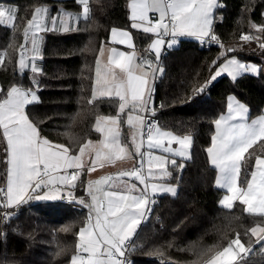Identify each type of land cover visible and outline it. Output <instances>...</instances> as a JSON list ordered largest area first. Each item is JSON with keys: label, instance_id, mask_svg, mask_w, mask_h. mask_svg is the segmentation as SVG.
I'll use <instances>...</instances> for the list:
<instances>
[{"label": "trees", "instance_id": "trees-1", "mask_svg": "<svg viewBox=\"0 0 264 264\" xmlns=\"http://www.w3.org/2000/svg\"><path fill=\"white\" fill-rule=\"evenodd\" d=\"M128 2L89 0L87 20L80 19L68 31H46L35 82L33 72L19 67L25 29L35 9L47 4L53 14L59 8L81 12L82 5L78 0H0V8L11 5L16 10L11 26L0 24V53L4 54L0 56V100L13 86L35 89L38 99L26 106L27 116L42 136L69 147L71 154H77L89 139L100 138L95 130L98 117L115 116L119 109L117 98L92 99L99 52L111 30L130 29L144 56L154 60L148 54L154 35L132 27ZM219 5L214 12V33L220 44L235 49L227 56L237 55L264 69V31L257 27L264 26V0H219ZM220 44L180 37L179 44L166 49L160 58L163 73L155 80L154 113L161 128L192 137L191 157L177 160L182 169L169 165V181L177 185V195L152 197L155 203L127 250L132 264H206L237 236L250 249L249 257L241 259L264 264V240L257 243L259 235L250 231L257 225L264 227V216L249 214L239 200L231 209L221 206L225 190L216 185L217 171L207 153L215 121L225 112L229 95L248 106L251 118L264 114V71L244 73L235 80L222 75L197 92L215 71L213 62L226 58L220 54ZM6 147L0 128V189L5 188L7 178ZM249 153L252 158L246 154L239 176L242 187L250 181L256 156H264V141ZM25 201L13 209L15 213L0 209V264H71L78 251L79 231L88 221L86 207L67 204L66 198ZM5 212L11 214L8 219H4Z\"/></svg>", "mask_w": 264, "mask_h": 264}, {"label": "snow or ice", "instance_id": "snow-or-ice-1", "mask_svg": "<svg viewBox=\"0 0 264 264\" xmlns=\"http://www.w3.org/2000/svg\"><path fill=\"white\" fill-rule=\"evenodd\" d=\"M82 5V18H89L90 8L89 0H78ZM220 7L217 0H131V20L132 27L142 30L144 33L154 34L157 38L149 46V50L154 52L157 59L160 50L165 46L164 36H171L172 39L167 41V47L171 48L176 44V37L187 35L196 37L202 42H214L220 44L219 38L214 33V9ZM15 9L0 8V24L9 26L15 20ZM157 13L155 20L150 18L149 13ZM48 10L46 8H36L31 20L28 21V28L25 29V38L27 39L29 29L33 35V51H35V32L39 30H49L46 24L41 21L47 20ZM68 19H72L71 13H65ZM80 17H77L79 19ZM52 29L56 28V18L51 19ZM64 31H68L67 21H61ZM259 31H264V26H257ZM117 30H112L115 37ZM120 35L129 41V47H132L129 33L120 32ZM242 39L248 40L249 36H243ZM121 43L124 40L120 41ZM220 47H223L220 44ZM264 47V44H261ZM235 51V49H227ZM115 52V50H113ZM0 53V56H3ZM103 55V52H101ZM135 53H119V58L114 59L112 63L120 72L124 74L119 81L115 80L110 85L109 81H103L104 88L101 96L114 95L118 97L119 113H124L126 107L131 111L127 116V124L135 128L139 134L132 135V144L135 154L140 156V167L133 168L129 171L120 172L118 177H129L139 181L144 185V189L149 187L147 181L149 178H155L153 172V162L159 172L171 175L167 172L166 166L171 163L179 169L183 165L177 166L176 160H168L163 156H153L151 149L164 147V151L173 152L174 155L185 157L189 153L191 138L177 137L172 133L162 131L153 124H148L145 128V120L142 113L152 112V91L150 87L148 72L136 74L137 69L145 65L152 70V79H155L156 73H163V68L152 69V62L143 61V64H134ZM33 64L31 71L36 72L35 57H32ZM3 61L0 60V63ZM21 70L28 67L25 63L24 54L19 59ZM215 71L210 76L209 81L197 89L202 92L211 81H214L223 74L230 75L233 80L243 72H259L264 69L256 65H246L236 59H227L223 63L213 62ZM99 77V68H97ZM98 82H100L98 80ZM0 91H3L0 89ZM147 93V98H145ZM95 93L93 99H96ZM37 100L35 93L31 89H24L20 86L11 87L5 94V98L0 100V128L3 129V137L6 140L7 147V188L0 189L5 193V202L0 205V209L12 208L21 202H26L25 197L31 189L33 193L45 188H54L56 185H70L75 187L74 182L78 180L79 174L83 171L85 163L82 157L85 155V149L92 146L91 151L95 152L92 164L89 166L90 171H95L97 164L104 166L103 162L114 163L116 160L131 158V152L127 145H121L119 140V114L116 117H98L95 130L104 135V140L99 142V146L89 140L79 148L78 154H70L69 147L63 144H53L46 137H42L37 126L29 120L25 113L26 105ZM234 102V103H233ZM229 112L227 117L221 116L215 121L216 135L212 138V144L207 149L212 165L219 171L217 186L223 188L229 193L221 201V206L227 209L233 207V203L239 200L246 205L245 211L253 215L264 216V156L257 155L253 165V171L250 173V181L246 189L237 185L238 177L242 166L247 159L252 158L249 149L255 144L264 141V116L259 117L250 123H229L233 120L246 121L248 109L234 97L229 98ZM134 112L141 113L133 115ZM135 121V122H134ZM102 122H110L108 126L101 127ZM167 137V143L173 142L180 146L179 150H173L164 146V138ZM147 143L148 152H142L141 149ZM147 156L148 172L143 174V157ZM190 158V156H189ZM68 169H75L68 173ZM63 173V174H61ZM112 177H102L96 181H90L87 185L88 194L91 196V204H86L83 199L78 202L90 208L95 213V223H92V216L88 218V223L79 231V251L86 253V256L74 255L71 264H125L121 259L125 256L126 246L135 234L137 226L150 210V205L155 203L151 200L146 191L137 189L136 185H131L126 192L121 191H104L99 187L101 184H107ZM96 185L95 191L93 186ZM103 193L101 199L96 193ZM138 192L139 194H133ZM165 192L175 197L177 187L173 185L151 184V194ZM71 196V193H69ZM47 194H34L28 196V199H48ZM73 199H75L73 197ZM10 213H4V219L10 217ZM253 236L258 233H264V227L257 225L251 230ZM264 240V235L257 239V243ZM238 246V251H245L244 245L241 244L239 236L232 240L229 245L222 250L212 254L206 264H233L237 252L233 247ZM250 250V249H249ZM243 258V257H242Z\"/></svg>", "mask_w": 264, "mask_h": 264}, {"label": "crops", "instance_id": "crops-1", "mask_svg": "<svg viewBox=\"0 0 264 264\" xmlns=\"http://www.w3.org/2000/svg\"><path fill=\"white\" fill-rule=\"evenodd\" d=\"M130 4H131V0H129V2H128V10H130ZM3 8L15 9V7L14 6H11V5L9 7L8 6H4ZM37 8H46L48 10L47 20L41 21V23L46 24L47 28L49 29L47 31H50L52 29L51 19L53 17L56 18V28L55 29H57V30H63L62 25H61V21H67V24H68V27H69V30H70V28L76 27V25L78 24V21L80 19H83L82 18V15H81L82 14V10H81V12H75V11H71V10L69 11V10H66V9H63V8H59L57 11H55V14H53L52 12H50V7L47 4L40 5ZM65 13H71L73 18L72 19H68L67 16L64 15ZM149 16H150V18H152L153 20H155L157 18L158 14L157 13H154V12H150L149 13ZM77 17H80V18L77 19ZM130 17H131V10H130ZM132 23H133V21H132ZM113 29H116L117 30V34H116L115 37H113V35H112V30ZM113 29L110 32L109 41L106 42V43H104L102 45V47L100 49V52H99V59H98L97 66H96V76H95V81H94L95 87H94V90H93V94L95 93V95L97 97L96 99H99V98H102V97H113V98H117L118 99V97H116L114 95V92H113V94L111 96H108V95L101 96L100 93H101V91L104 88L103 81L105 79H107L109 81V84L111 85L112 82H113V76H115V80L116 81L121 80L123 78V76H124V74L120 72L119 68H116L115 67V64L112 63V61L114 59H118L119 58V53H125V54L135 53L134 64H143V61L148 60L147 57L144 56V54H145L144 51H142L140 49V47L138 46V44L136 42V39H134L133 33H132V31L130 29H126V28H122V27H115ZM45 32H46L45 30H39V29L36 30V32H35V41H36L35 42V51H33V44H32L33 35H32V30L31 29H29L28 37H27V39L25 38V41H24L25 44L23 46L24 49H23V52L22 53L24 54L25 63L28 65V67L24 68L23 70L29 69L31 71V67H32V64H33L32 57L34 56L35 57V60H34L35 67L38 69V71H36V72L31 71V72H33L32 74H33V79H34L35 82L38 81V76H39V73H40V66H41V59H42L41 56H42V50H43V45H44V42L43 41H44V33ZM120 32H126V33H129L130 34V37H131V41L130 42L132 44V47H129V41L126 40L124 37H122L120 35ZM180 37L196 38V37L187 36V35L178 36V38L176 39V41H177L176 44L173 45L171 47V49L174 48V47H176L179 44V38ZM156 38L157 37L154 35L153 38H152L153 40L148 44V51H149L148 54L154 59L152 61L149 60L151 62L160 61V58H161L163 52L166 49H170L169 47H167V41H169V40L172 39V38H168L167 36H164L163 37V39L165 40L166 43H165V46H163L161 48L160 54H159V58L157 59L155 53L149 50V46L153 43V41ZM121 40H124V42L121 43L120 42ZM113 50H115V52H113ZM101 52H103V55H101ZM97 68H99V77L97 76ZM152 69H156L154 67V65H152ZM144 71L148 72V76L146 78L149 79L150 87L153 89V91H152V101H154L153 100L154 99L153 98V93H154V88H155V80L158 77L159 72L156 73L155 79L153 80L151 78L152 77V70L149 69L145 65L143 68L137 69L136 74H141V72H144ZM98 80L100 82H98ZM22 88H24V87H22ZM24 89H26V88H24ZM229 96L230 97H234L235 98V101H239L241 104H243L248 109V111L246 113V116H247V120L246 121L233 120V121H230L229 123H244V122L250 123L251 121L258 119L259 117L264 116V114H260V115H257L255 117H252L251 118L250 117V110H249L248 106L244 102H242L237 96H233V95H229ZM145 98H147V93H146ZM92 99H93V95H92ZM119 104H120V101H119ZM228 105H229V99H228V103H227L226 110H225V112L223 114H221V116L227 117L228 115H230ZM130 111H131L130 107H126V110H125L124 113H119V109H118L117 115L119 114V140H120V144L121 145H127L128 149L131 152H133V156L131 158H125L123 160H116L114 163H108L106 161L103 162L104 163V166H106L107 164H109L111 166H115L111 170H109V168H108V169L100 170L99 172L90 171L89 170V166L92 164V161H93V159L95 157V152L94 151H91L92 146L90 145L89 148H86L85 149V155L82 157V160L85 163V167H84L83 171L80 172L78 180H76L74 182L75 187H71L70 185H56L54 188H45L44 190L46 192L47 191H50V193H49L50 196H60L61 195V198L70 199L73 202H76V203L80 204L78 201H76V200H79L77 197L84 198V199H86L85 201H89V195H88V193H86L84 191L85 190L84 189V184H86V181L87 180L93 179V178H99V179H101L102 177H112V179L109 180L107 182V184H102L103 188H105L104 191H121V192H126L128 190V188L131 185L134 184V185H136L137 189H141V190L146 191V193L149 195L150 199L152 197L156 196V195L165 193V192H159V193H157L155 195H152L151 194V184H153V183H155L157 185H173L174 184V183H172V182L169 181V179L171 178L172 172H171V175L170 176H168L166 174L160 173L159 172V169L155 165V162H153V165H152L153 172L155 174V178H149L148 179L147 183H148L149 187L147 189H144V185H141L134 178L118 177L117 176V174L120 173V172H124V171L131 170L132 169L131 166L133 168H136L137 167V164H140V161L142 159L140 156H138V155L135 154V150L133 148L132 139H131L132 138V135L134 133H136L137 134V141H139V139H140L139 134L137 133V130L135 128L130 127L127 124V122H126L127 121V116H128V114H129ZM25 113H26V107H25ZM140 114L141 113H139V112H134L133 113L134 116L135 115H140ZM26 115H27V113H26ZM117 115H115V116H105V115H102V117H116ZM142 115L144 116L145 113H142ZM28 118H29L30 121H32L29 116H28ZM108 124H110V122H107V123L102 122L101 123V127L102 128L103 127H106V126H108ZM159 129L162 130V131H166V132L172 133L173 135H175L177 137H186V136L187 137H190L191 138V141H192V137L190 135H181V134H178V133L176 134L172 130L166 129V128H163V127L162 128L160 127ZM1 130L3 132V129L2 128H1ZM216 131L217 130H215V133H214L213 137L216 135ZM41 136H42V134H41ZM42 137H44V136H42ZM89 140L93 141L95 144H97V146H99V142L104 140V135L102 133H100V138H98V139H89ZM167 140H168V138L165 137L164 138V141H165L164 146H166L168 148H171L173 150H179L180 149V146L177 143L173 142L171 144H168L167 143ZM53 144H56V143H53ZM58 144H60V143H58ZM6 146H7V144H6ZM144 147H147L146 140H145V146ZM191 148H192V142H191V145H190L189 153L185 157L176 156V155H174L173 152H166V151H164V147L163 146L161 148H158V149L157 148L151 149L150 151L152 152L153 156H163V157H166L169 161L172 160V159H175L176 162H177V160H179V159H182V160L183 159H186V160L189 159ZM142 149H141V151H142ZM148 151H149V149H148ZM73 155H75V154L73 153ZM146 160H148V159H146ZM125 163H128L127 164V167H125L123 165ZM129 163H131L130 167H129ZM143 164L145 166V173L147 175L148 167L149 166H148L147 161L144 160V158H143ZM170 164L171 163H169L166 166L167 172H170V170H169V165ZM103 167H100L99 164H97L96 169H101ZM73 171H76V170L75 169H68L67 170L68 173H71ZM216 171H217V176H216L215 182L219 178V171H218L217 168H216ZM61 174H63V173H61ZM6 176H7V171H6ZM239 176H240V174H239ZM7 179H8V177L6 178V183H5V188H4L5 190L7 188ZM77 185H80V186H77ZM216 185H217V183H216ZM237 185L239 187H242L239 184V177H238ZM176 187H177V185H176ZM242 188H245L246 189V187H242ZM82 189H83V191H82ZM221 189L223 190V188H221ZM68 190L72 191L73 194L75 193V195H76L75 199L76 200L73 199L71 196H66L67 193H68L67 192ZM39 192H41V190ZM177 192H178V187H177ZM133 194H139V193L134 192ZM228 194L229 193H227V191L225 190V192L223 193V196L220 198V204H221V201L224 198V196L225 195H228ZM30 195H34V194H30V190H29L28 196H30ZM28 196L25 197V200H28ZM52 200H54V199H52ZM237 201H235L233 203V205ZM16 206H13L10 209H15ZM84 207H85V205L83 206V208ZM85 209L88 210L89 215H90V210L91 209L90 210L88 208H85ZM148 214H149V211L146 213V215L144 216V218L141 220V222L137 226L136 230L147 219ZM135 234H136V231H135ZM135 234L132 237H134ZM262 234H264V233H258L259 236L262 235ZM75 255L86 256L87 254L86 253H83L82 251H79L78 250Z\"/></svg>", "mask_w": 264, "mask_h": 264}, {"label": "rangeland", "instance_id": "rangeland-1", "mask_svg": "<svg viewBox=\"0 0 264 264\" xmlns=\"http://www.w3.org/2000/svg\"><path fill=\"white\" fill-rule=\"evenodd\" d=\"M217 3L219 4V0H217ZM217 9V8H216ZM216 9H214V12H215V10ZM214 14V13H213ZM178 38V36L176 37V39ZM264 48V47H263ZM227 49H229L227 46H225V45H223V47H221V49H220V54L222 55V56H225L224 55V53H225V51L227 50ZM228 53L229 52H227V55H228ZM226 55V58L221 62V63H223L225 60H227V59H236V60H238V61H240L241 63H244V64H246V65H256L258 68H260V66L256 63V62H254V61H249V62H247V61H243V60H241L237 55H234V56H227ZM152 65H154V67L157 69V68H162L160 65H159V61H154V62H152ZM261 69V68H260ZM244 73H253V72H243V73H240L238 76H240V75H242V74H244ZM260 73V71L259 72H256V73H253V74H259ZM160 74V73H159ZM223 75H228V74H223ZM222 76V75H221ZM228 76H230V75H228ZM237 76V77H238ZM231 77V76H230ZM218 78H220V77H218ZM232 78V77H231ZM233 79V78H232ZM34 93H35V95H36V97H37V99H38V94H37V91L35 90V89H33L32 90ZM144 149V148H143ZM143 149H142V151H143ZM148 159V158H147ZM147 161V160H146ZM146 163V162H145ZM127 164L128 163H125V164H123L125 167H127ZM130 165H131V163H129V167H130ZM138 165V164H137ZM113 167H115V166H111V165H109V164H107L106 166H104L103 168H101V169H96L95 170V172H99L100 170H103V169H108L109 168V170H111ZM131 168L133 169V167L131 166ZM108 170V171H109ZM171 173V172H170ZM96 180H99V178H93V179H89V180H87L86 181V184H84V191L86 192V193H88V191H87V185H88V183L90 182V181H96ZM83 182V181H82ZM139 182V181H138ZM82 184V183H81ZM174 185V184H173ZM77 186H80V185H77ZM174 186H176V185H174ZM97 186L96 185H94L93 186V191H95V188H96ZM99 187L101 188V189H105V188H103V186H102V184L101 185H99ZM40 190H38L36 193H33V194H39V195H44V194H47V196L48 197H50V198H48V199H31V200H34V201H45V200H52V199H54V200H57V199H60L61 198V195L60 196H50V191H45L44 189H41V192H39ZM82 191H83V189H82ZM39 192V193H38ZM68 193H67V195L66 196H69V193H71L72 195H71V197L73 198H75L76 197V195H75V193L73 194V192L72 191H70V190H68L67 191ZM136 193H138V192H136ZM30 194H32V190L30 189ZM101 199H103V193L102 192H100V193H96ZM89 195V194H88ZM30 196H32V195H30ZM60 197V198H59ZM79 200L80 199H83L84 201L86 200V199H84V198H79V197H77ZM28 200H30V199H28ZM76 200V199H75ZM79 200H76V201H79ZM85 203L86 204H91L92 203V201H91V196L89 195V201H85ZM86 207V206H85ZM86 208H88V207H86ZM89 210H90V208H88ZM87 212H88V210H87ZM90 215L92 216V223H95V213L92 211V210H90ZM89 212H88V218H89ZM87 218V219H88ZM88 222V221H87ZM240 242H241V244H243L244 245V250L245 251H238V246H234L233 247V251L234 252H237L238 254H237V256H236V259L233 261V264H252L251 262H246V261H244V260H242L241 258L243 257V258H245L243 255L244 254H246V253H248V250H249V248H248V246L246 245V244H244L241 240H240ZM250 251V250H249ZM129 256V255H128Z\"/></svg>", "mask_w": 264, "mask_h": 264}, {"label": "built area", "instance_id": "built-area-1", "mask_svg": "<svg viewBox=\"0 0 264 264\" xmlns=\"http://www.w3.org/2000/svg\"><path fill=\"white\" fill-rule=\"evenodd\" d=\"M167 37H168V38H172L171 36H167ZM22 49H24V47H23ZM210 87H213V85L211 84ZM29 89H30V88H29ZM151 108H153V101L151 102ZM144 113H145V115H144L145 128H147V125H148V124H153L154 126H156V127H158V128L160 127V118H159L158 115H156V113L153 114V113L150 112V111H149V112H144ZM142 152H148L147 147H144V149H143ZM146 157H147V156L143 157L145 161H146V159H147ZM138 167H140V164H138L136 168H138ZM143 174L146 175L144 164H143ZM37 191H38V190H37ZM37 191H36V192H37ZM32 194H33V191H32ZM3 196H4L3 201L5 202V193H3ZM151 200H154V201H155V198H152ZM66 203H67V204H70V205H73V206L76 207V208L83 209V206H82L81 204L73 203L70 199H66ZM9 210H10V209L8 208L7 211L9 212ZM8 212H7V213H8ZM12 212L15 213L14 210H12ZM0 238H1V236H0ZM131 243H132V238H131V240L128 242L127 246H126L127 250L130 248L129 246L131 245ZM127 250L125 251V256L122 257L121 259H123V260L125 261V264H132V260H131V258L128 256V254H127ZM249 255H250V251H248V253L244 254L243 256H244L245 258H248Z\"/></svg>", "mask_w": 264, "mask_h": 264}, {"label": "bare ground", "instance_id": "bare-ground-1", "mask_svg": "<svg viewBox=\"0 0 264 264\" xmlns=\"http://www.w3.org/2000/svg\"><path fill=\"white\" fill-rule=\"evenodd\" d=\"M72 201V200H71ZM73 202V201H72ZM73 203H76V202H73ZM78 204V203H77ZM10 209V208H9ZM13 209H10L9 212H12Z\"/></svg>", "mask_w": 264, "mask_h": 264}, {"label": "water", "instance_id": "water-1", "mask_svg": "<svg viewBox=\"0 0 264 264\" xmlns=\"http://www.w3.org/2000/svg\"><path fill=\"white\" fill-rule=\"evenodd\" d=\"M229 49H234V48H232V47H231V48H229ZM228 52H230V53H231V52H233V51H228Z\"/></svg>", "mask_w": 264, "mask_h": 264}]
</instances>
